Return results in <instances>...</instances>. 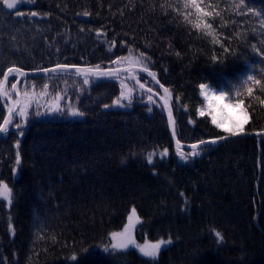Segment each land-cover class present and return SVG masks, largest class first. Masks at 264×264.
<instances>
[{
    "label": "trees",
    "instance_id": "obj_1",
    "mask_svg": "<svg viewBox=\"0 0 264 264\" xmlns=\"http://www.w3.org/2000/svg\"><path fill=\"white\" fill-rule=\"evenodd\" d=\"M199 2L218 42L195 27V9L184 0H20L23 15L0 3V73L125 67L131 51L169 89L179 142L227 135L199 115L207 111L202 83L228 103L244 101L243 132L264 131V0ZM82 79L43 77L20 87L37 96L47 83L41 103L59 95L64 112L37 117L31 106L27 127L0 141V182L12 191L9 208L0 198V264H264V137L182 161L153 97L129 83L134 100L119 107V82ZM69 104L84 115H69ZM133 207L141 220L134 219L133 240L140 232L172 240L155 261L134 249L104 250Z\"/></svg>",
    "mask_w": 264,
    "mask_h": 264
},
{
    "label": "snow or ice",
    "instance_id": "obj_2",
    "mask_svg": "<svg viewBox=\"0 0 264 264\" xmlns=\"http://www.w3.org/2000/svg\"><path fill=\"white\" fill-rule=\"evenodd\" d=\"M0 3L9 10H16L14 13L15 15H23V11L18 8V0H0ZM183 6L185 8L191 7L192 9H195L198 23L195 24V27L197 28H203L207 29L206 35L212 37L213 42H218L213 30H212V24L209 23L205 18L208 17L211 13L206 11L204 8L201 7L199 0H184ZM236 6V5H234ZM207 7V6H206ZM239 7H243V4L239 5ZM33 16L36 15L35 12L31 13ZM85 15H88V13H84ZM221 48L224 49L225 52L228 51L227 48L224 47L223 44H221ZM179 55V53H177ZM140 56H143V53H140ZM122 59H125L128 61L129 65H140L141 61L138 58H133L131 51H129V54L127 57H123ZM212 59H216L215 56L212 57ZM113 63H119L118 61H113ZM75 68V75L76 76H82V83L83 85H88L90 83V77H95L96 79L101 78H107V79H117L119 80V67L112 72H101L100 66L96 65L95 68L88 67V68H80L76 67L75 65H66V64H57L55 67L51 68H43L42 71L45 74L51 73L52 79H63L67 75L71 74V69ZM129 69H125V71H128ZM140 71L147 72L148 76H151L153 79H155L156 74L154 72H151L148 70L146 66H143L140 68ZM9 74L21 76L24 75V73L21 71L18 67H8L7 71L4 73H0V97H3L6 102H8L7 106V116L6 117H0V133H6L9 130V127L12 125L13 120L15 117H20V121L16 122L14 127L17 129L21 128L22 123L27 122L28 117V110L33 105V102L36 103V110L35 115L37 117L41 115H49V114H57V115H63L64 109H62L58 103L60 97L57 95L55 98L57 102L46 104L44 113H41L40 111V100H42L45 96L49 95L48 93V84L45 83L43 85V90L39 94V99L37 98L35 93H29L27 89L24 90L23 96H21V93L17 90V84L20 83L19 79H17L15 82L11 83L10 90L8 87L9 82ZM250 78V77H249ZM133 79H136L135 76H133ZM139 83V80L136 81ZM156 83L159 84V80H156ZM256 84H260V81H255ZM121 92L120 96L117 100L114 101L115 105H118L119 107H125L126 105L122 102L126 100L128 104H131L132 102V89L129 88L127 90V93H125L124 89L126 88V85L124 83H121ZM140 87L143 88L144 85L140 84ZM161 88H163L165 94H169V89L164 87V85H160ZM201 94L204 97V101L206 102V109L204 108L199 110L200 116H205L206 114L211 117V123L216 126V128L220 129V131L226 133L227 135L218 136L215 139H212L210 141L201 140L200 144H216L218 141H225L228 140L229 137H236L242 134L243 128L242 127H234V128H225L224 127V120L221 119L218 121L217 117V111H219L221 117L226 116V109L229 107H234L237 109H241L245 116L248 115L247 109L244 107V101L238 100L235 103H225V95L223 92L220 94H217L214 91H206L207 85L206 84H200L199 85ZM149 92L152 91L151 88L148 89ZM253 92L252 87H249L247 89L248 95H251ZM13 93H15V96L17 98H13ZM149 100L152 99L151 96L148 97ZM166 99V98H165ZM264 103V102H262ZM166 106V104H165ZM105 107H109V105H105ZM151 110V109H149ZM68 114L72 117H82L84 115L83 112L79 111L78 109L74 108L71 104L68 105ZM168 121L173 126L175 125V121L172 117V109L168 108ZM20 135L23 136V131L20 132ZM173 135H175V127H173ZM257 135H260L258 132ZM177 144L179 145L180 142L177 141ZM17 148H19V143H17ZM191 149L193 150L189 154H185L183 151L177 150V154L180 157V160L186 161L188 159V156H197L199 155V152L196 151L198 149V144H192L190 145ZM167 149H164V151L160 154L161 158L167 155ZM155 153H150L147 157V162L151 164L153 162V155ZM16 163L17 165L20 164V156L19 153L16 155ZM0 198L3 200L8 201L10 204L12 201V191L9 188V186L5 183L0 182ZM187 203V200L185 201ZM128 224L125 226L122 232L117 233L113 232L111 233V239L112 243L109 247H105V251L112 250L115 253L124 252L129 249V247L136 248L140 254H142L144 257H149L153 261H155L160 253L162 245L171 244L172 240L169 238L167 241L161 239L156 243H145V244H137L132 238V229L134 228V219L135 223L140 222V217L137 215L136 209L133 207L131 209V214L127 217ZM215 236L218 238V242H223V236L219 231L215 232ZM73 260H76V256H72Z\"/></svg>",
    "mask_w": 264,
    "mask_h": 264
},
{
    "label": "water",
    "instance_id": "obj_3",
    "mask_svg": "<svg viewBox=\"0 0 264 264\" xmlns=\"http://www.w3.org/2000/svg\"><path fill=\"white\" fill-rule=\"evenodd\" d=\"M18 5H19V1H18ZM8 11H15V10H9L7 9ZM79 19L81 20H86V21H89V18L87 16H80L78 17ZM125 69L127 68H122L119 70V76L120 74H126L130 77V79L139 87H140V83H137L136 81L138 80L137 78L136 79H133V76L134 73L133 72H140V73H143V71H140V67H132L130 68L128 71H125ZM116 69L114 70H100L101 72H112V71H115ZM132 70V72H131ZM71 73H75V68H72L71 69ZM48 76H52L51 73H48V74H45L42 70L40 71H36V72H30V73H27L26 76H23L19 79V81L21 82L24 78H39V77H48ZM102 79V78H101ZM150 79L161 89L164 97H161L159 94H157L156 92L154 91H151L149 92L148 91V88H141L143 91L149 93L150 95L154 96L158 101L159 103L161 104L164 112H165V115H166V118H167V121H168V108H171L172 109V117H173V120L175 121V117H174V112H173V107H172V103H171V99H170V96L169 94H165L164 93V90L163 88L160 87V83L157 84L156 83V78L153 79L151 76H150ZM18 85V84H17ZM166 98V99H165ZM166 104V106H165ZM168 125H169V130H170V134H171V137H172V140L174 141V143L176 144V147L177 148H181V149H185V150H192L191 147H190V144H177V139H176V128H175V135H173V127H175V125L173 126L172 124L169 123L168 121ZM260 135H257V133H243L239 136H236V137H229L228 140H225V141H218L216 144H211V143H206V144H200L198 143V149H203V148H208V147H217L219 145H222L224 143H227V142H231V141H236V140H241V139H248V138H255V137H260V136H264V131H261L259 132ZM1 134V133H0ZM197 149V150H198Z\"/></svg>",
    "mask_w": 264,
    "mask_h": 264
},
{
    "label": "rangeland",
    "instance_id": "obj_4",
    "mask_svg": "<svg viewBox=\"0 0 264 264\" xmlns=\"http://www.w3.org/2000/svg\"><path fill=\"white\" fill-rule=\"evenodd\" d=\"M124 83V82H122ZM126 85V88L124 89L125 93H127V90L129 88H131L128 84L124 83ZM206 91H212L210 89H206ZM134 91L132 90V101L134 99ZM23 96V95H22ZM37 98L39 99V95H37ZM54 102H57L55 99L51 98V99H48L47 102L45 104H42L41 103V100H40V104H41V107H40V111H45V106L46 104H49V103H54ZM124 102H127L126 100H124ZM226 103V102H225ZM32 106H35L36 107V103L35 101L33 102V105ZM31 109V107L29 108ZM217 117H218V121L223 119L224 120V127L225 128H234V127H243L245 126V124L247 123V118L245 116V114L243 113V111L241 109H237V108H234V107H229L226 109V116L224 117H221L219 111H217ZM2 199V198H1ZM7 204V207L9 208L11 206V203L9 204L8 201L4 200ZM137 212V211H136ZM138 215V213H137ZM139 216V215H138ZM141 225V220H140V224L139 226ZM132 238H134V236H132ZM135 243L137 244H145V243H156L154 241H152V239H150V237H147L146 235H142L141 232H140V235H136L135 239H134ZM165 241H167L165 239ZM170 244H166V245H162L161 247V250L160 252L166 248L167 246H169ZM129 249H134L136 250L137 252H139L136 248L134 247H129ZM160 254V253H159ZM142 255V254H141ZM146 258H149V257H146ZM151 259V258H150Z\"/></svg>",
    "mask_w": 264,
    "mask_h": 264
},
{
    "label": "flooded vegetation",
    "instance_id": "obj_5",
    "mask_svg": "<svg viewBox=\"0 0 264 264\" xmlns=\"http://www.w3.org/2000/svg\"><path fill=\"white\" fill-rule=\"evenodd\" d=\"M2 104H3L4 106H3ZM5 106H6V105L1 101V102H0V109H3ZM15 129H16V128H15ZM13 131H14V130L11 129V128L8 130V132H13ZM8 132H7V133H8ZM3 137H4V135L0 137V141H1V140H6V139H8V136H7V135H6V138H5V139H3Z\"/></svg>",
    "mask_w": 264,
    "mask_h": 264
},
{
    "label": "bare ground",
    "instance_id": "obj_6",
    "mask_svg": "<svg viewBox=\"0 0 264 264\" xmlns=\"http://www.w3.org/2000/svg\"><path fill=\"white\" fill-rule=\"evenodd\" d=\"M29 43V41H27Z\"/></svg>",
    "mask_w": 264,
    "mask_h": 264
}]
</instances>
